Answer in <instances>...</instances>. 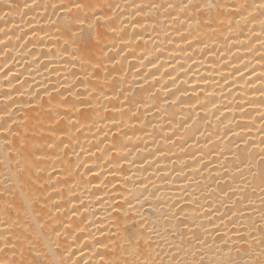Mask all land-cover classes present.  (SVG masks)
<instances>
[{
  "label": "bare ground",
  "instance_id": "6f19581e",
  "mask_svg": "<svg viewBox=\"0 0 264 264\" xmlns=\"http://www.w3.org/2000/svg\"><path fill=\"white\" fill-rule=\"evenodd\" d=\"M13 2L22 5L24 0ZM99 2L120 7L112 10L113 20L99 22L104 26L99 32L106 37L101 46L107 48L103 53L93 49L91 57L84 51H79L76 59L58 54L64 45V38L56 31L61 17L53 15L51 8L43 16L40 9L30 11L27 22L20 20L15 9L0 19V40L4 41L0 43V109L5 99L8 104L13 100L21 104L13 105L16 111L12 117V128L19 135L8 134L7 126L0 121V193L5 192L6 176L16 178V160H21L17 149L27 133V143L41 158L32 164V183L25 185L23 192L16 185L15 198L20 201L31 195L37 200L30 219L34 226L36 220L46 225L44 238L38 242L44 253L42 259L60 264L59 253L71 243V251L76 252L73 259L87 257L92 264L124 260L135 264L139 259L134 251L136 240L150 236L151 248L141 243L140 254L151 253L165 264L180 259L188 264H256L264 259V192L260 180L264 164L258 163L264 148L259 131L264 107L245 101H258L255 88L261 85L256 81L255 86H245L246 78L239 73L228 74L236 71L233 64L240 68L248 65L245 77L252 68L260 73L261 58L255 49H260L264 34L259 24L245 27L241 22L237 27L233 20V30L229 31V20L221 17L223 24L216 21L209 28L202 21L216 17L219 9L204 7L189 13L193 21H201L189 28L187 19L181 24L169 15L184 17L179 8L181 0ZM209 2L230 6L243 0H194L204 5ZM151 4L160 7H141L140 15H135V5ZM169 4L174 7L168 8ZM223 11L224 16H235L230 7ZM137 21L142 23L136 24ZM109 24L117 29L115 33L107 27ZM251 27H255V32L248 31ZM33 28L36 35H32ZM89 31L95 35L96 30L86 29L82 33L85 41L91 40ZM189 33L191 45L183 38ZM26 41L30 42L24 47ZM97 58L102 69L88 62ZM97 72L100 79L92 75ZM168 74L178 77L175 85ZM105 76L107 80L103 79ZM17 78L23 83H18ZM68 91L78 93L80 98L69 96V104L58 107L60 93L67 95ZM46 92L52 97L50 103ZM36 93L41 94L42 100L37 99ZM30 99L36 103L35 111L28 106ZM165 99L169 103L165 104ZM173 99L175 104L170 102ZM73 104L86 112L87 118L73 109ZM57 112L63 119L57 117ZM30 117H38L42 125L37 126ZM185 121L192 127L185 129ZM49 128L56 132H49ZM61 139L67 148L60 144ZM49 140L58 146L45 147ZM113 142L116 148H122L121 152L108 151ZM198 160L201 163H196ZM247 163L251 167L245 166ZM237 165L241 171H237ZM12 198L5 193L0 205ZM118 202L122 208L113 211ZM56 203L60 204L59 211ZM180 208L181 215L187 214L188 218L175 221L177 232L172 235V213ZM7 219V215H0V220ZM193 219L203 226L197 227ZM185 224L195 229L194 235ZM165 236L167 241L162 238ZM77 237L89 238L90 244L94 237L108 245L96 249L104 255V261L88 249L81 256L83 240L77 243ZM173 243L182 244L187 251L173 247ZM3 244L0 237V247ZM5 252H0V261L11 258L12 250ZM156 252L161 255L157 257Z\"/></svg>",
  "mask_w": 264,
  "mask_h": 264
},
{
  "label": "snow or ice",
  "instance_id": "6c2138e0",
  "mask_svg": "<svg viewBox=\"0 0 264 264\" xmlns=\"http://www.w3.org/2000/svg\"><path fill=\"white\" fill-rule=\"evenodd\" d=\"M105 7L108 9V11H105ZM119 5H112L111 3H108L107 5L100 3L99 0H42V2H38V0H24V3L22 5L15 4L13 0H0V13H3V15H0V19H3L4 17L8 16L13 9H15L20 17L21 21L27 22L25 20L26 17H28V14L30 11H33L35 9H40V15L43 16L47 14V11L49 8L52 9V14L56 16L61 17V22L59 26L56 28V31L61 34V36L64 38V45L63 51L61 53H58L59 55H67L71 59H76L79 51H84L89 54V57L94 55L93 49L99 50L101 53L105 51L107 48V45L101 46L102 39H105L106 37L102 36V34L99 32V29L101 27H104L100 25L101 20H113V16L111 15L112 10L119 9ZM137 11L135 12V15H140V9L143 8H157L160 7V5L151 4V5H135L134 6ZM168 8L174 7L173 5L169 4L167 5ZM204 7H207L208 9H212L213 7H216L219 9L217 16L214 18L205 19L202 21L204 25H207L209 28H211L212 24L216 21L223 24L224 19L229 20V31H232L231 23L234 20L237 27L241 25V22H243L244 26L247 27L248 25H254L256 23L260 26V32L264 34V0H243L241 3H234L232 5H213L211 2H209L207 5L204 4H198L194 3V0H181V3L179 5V8L181 11L184 12V17H178L172 13H169L170 17L174 20H179L181 24L185 22V19H187L189 28L192 27L193 23L200 24L201 21H193L192 17L189 15V13L199 12ZM230 7L232 11L235 13V16H224V8ZM6 9V10H5ZM246 13V14H245ZM66 14V15H63ZM221 17H224V19H221ZM238 17V18H236ZM32 19H35V17H32ZM53 23H56L53 21ZM142 22L137 21L136 24H141ZM136 24L133 26L135 27ZM122 26H124L122 24ZM108 28L111 29L113 33L117 31V29L112 25H107ZM93 30L95 29V35H93L92 31L88 32V36L91 38V40H94L95 43L92 44L91 40L85 41L82 33L85 32V30ZM213 31H217L216 29H212ZM0 31H3V29H0ZM245 35V39H247V34L243 33ZM249 32H255V27L248 28ZM25 35H28V33H25ZM32 35H36L35 29L33 28ZM190 33L189 35H185L183 38L186 40L189 45L193 43V41L190 39ZM59 38V37H58ZM11 37H9V40ZM124 37L121 36V40H123ZM142 39V37H141ZM30 41H26V43L23 45L24 47L27 46V43ZM0 43H4V41L0 40ZM261 47L260 49H255L256 52L259 53L261 58V68L260 73L257 74L256 69L252 68L248 74L247 77H245V69L248 68L247 64H244L243 68L236 67L235 64H233V67L236 69L235 72L229 73V76H235L236 73H239L242 78H246V85L245 86H255L256 81H260V87L255 88V92L259 94L258 101H245V103L252 104V103H259L261 107H264V41H261ZM249 50L252 51L251 44L248 45ZM5 49H7V45L5 44ZM71 49V51H70ZM185 54L187 55V51L185 50ZM114 59V58H113ZM242 59V58H241ZM90 63H92L93 67L97 69H102L103 65L101 64L100 60L97 58L96 60L89 59ZM195 63V61H193ZM155 66V64H153ZM183 68V65H181ZM188 71V70H186ZM197 72H199V69H196ZM9 72H11V69L9 68ZM7 76L8 73H5ZM92 75L96 76L97 79H100L98 72L93 73ZM155 74H153L154 76ZM169 75V79L172 80L173 85L176 84L178 77ZM255 76V79H251L250 77ZM103 79L107 80V76L103 77ZM225 81L228 80V77H224ZM18 83H23V81H20L19 78H17ZM237 84H239V80L236 81ZM63 86V85H62ZM167 88V86H165ZM58 91V90H57ZM87 91V90H86ZM103 90L101 89V95H103ZM186 94V93H182ZM22 95V94H21ZM45 95H49V103L51 102L52 97L49 93H45ZM90 95V93H89ZM150 95H154L153 93H150ZM172 95L175 97V93L173 92ZM211 95V93H209ZM74 96L75 98H80L78 93H73L71 91H68L67 95L65 93H60V104L59 106H67L69 104L68 97ZM36 97L38 100H42V96L40 93H36ZM10 98V94L9 97ZM199 99V97H197ZM83 102V101H82ZM134 103H138L136 101H133ZM171 103L175 104L176 99H173L170 101ZM4 104V107L0 109V121H3V124L7 126V133L11 134L13 136L19 135V133L12 128V124L15 123L13 117V113L16 111V109L13 107V105H16L17 107L21 106L20 103H18L16 100L12 101V104L7 103V99L2 101ZM165 104L169 103L167 99L164 101ZM28 106L32 108L34 111L36 109V103H34L31 99L28 101ZM43 107V104L40 105ZM91 106L90 103L88 105ZM215 106V104L213 105ZM192 107H195L192 105ZM73 109H76L77 111H80V108L77 107V105H72ZM67 110V109H66ZM219 110V109H218ZM57 117L59 119H63L61 114L59 112L56 113ZM80 115L82 117L87 118L88 114L86 112L80 111ZM5 117H8V119H5ZM30 119L37 121V126L42 125V121L39 120L38 117H30ZM71 119V117H69ZM189 119H192L189 117ZM219 119V117H217ZM260 121L262 122V126L259 129L260 134L262 136L261 144L264 145V113H261ZM193 123L195 121L193 120ZM27 127V124L24 125ZM154 128L155 125H152ZM192 125L188 124L187 121H185L184 128L188 129L191 128ZM79 130V129H77ZM49 132H56L55 129L49 128ZM57 135H60L61 133H56ZM109 133H105V136H108ZM168 139H171V137H168ZM22 140L24 141L19 145V148L17 149V152L21 156V160H16V171H15V179H12L11 177L6 176L5 180L8 181V183L5 184V192L0 193V197H3L5 193L13 197L11 200H6L3 205H0V215H7V220H0V225H3L4 232L0 233V237L3 238L4 244L3 247H0V252H5L6 249H11V258L8 260L0 261V264H53L52 261L44 260L42 259V256L44 253L39 250L38 248V242L41 241L44 238V229L46 225L42 223L39 220L35 221V226L33 225V221L30 219L31 213L34 211L33 205L37 202L36 199H34L31 195L26 196L24 199L18 201L15 198V191H16V185H20V190L23 192L25 185H30L32 183L31 180V174H32V164L34 163V160H39L40 153L38 151L32 150L34 146H31L27 143L29 140V137L27 133H25L22 136ZM129 140H131V137H129ZM60 144L63 145L64 148L68 147V144L64 142L63 139L60 140ZM55 145L52 140L46 141L45 147L52 148ZM123 147V146H122ZM183 147V146H182ZM122 148H116L115 142H113V148L109 149L108 151L112 152L115 151L117 153L121 152ZM11 152V149H9ZM129 155H131V151L128 152ZM13 157H9V160H11ZM126 159V157H124ZM21 161H23V166H21ZM108 163H111V161H108ZM119 163V162H117ZM196 163H201L200 160L196 161ZM242 163H244L242 161ZM258 163L264 164V148L261 149V155L260 160ZM86 166V162H85ZM245 166L251 167L249 163H247ZM207 167V165H205ZM226 167V166H225ZM237 171H241L240 165L236 166ZM91 171V169H89ZM27 173V178L25 177V174ZM252 176L255 178L256 173L253 172ZM50 178V177H49ZM40 179L39 174L37 173L35 180L38 181ZM261 180V192H264V174L260 177ZM23 181V183H21ZM9 184L12 186L10 187ZM147 188V185L144 186ZM49 199H52V197H48ZM159 198V197H157ZM127 198L125 197V200ZM262 203H264V197L261 199ZM122 204L119 202L116 204V206L113 208V211L116 210V208H122ZM128 206L132 207L131 202H128ZM227 206V205H226ZM56 211L60 210V204L56 203L55 205ZM174 207H179L178 205H174ZM183 212V209L180 208L178 211H174L172 213L173 223L171 227V234L176 235L177 232V225L175 224L176 220L183 221L187 219V214L181 215ZM73 215H75V210H73ZM203 215V214H201ZM235 215V213H233ZM208 219L211 221L212 216L209 215ZM193 224H195L197 227H202V224H199L195 219L192 221ZM213 226L217 228L219 231V226L216 225L213 222ZM235 226V224H234ZM67 227V225H65ZM185 228L188 229L190 233L193 235L195 234V229L188 224L184 225ZM261 227L264 228V214H262V222ZM13 229H18L19 231H14ZM154 231V229L152 230ZM167 231V229H165ZM56 235L59 236L60 232L57 230ZM156 235L160 236V232H156ZM181 236L183 237L184 234L181 232ZM167 241V237H162ZM185 239H191V237H184ZM50 239V237H49ZM94 240V243H89V238L87 237H77L76 242L79 243L81 240H83V243L80 244V255L84 256V250L88 249L89 252L94 253L95 255L100 256L101 260L104 261V255L96 249L98 248H108V245L102 244L99 240H95V238H92ZM141 243H143L144 247L151 248V245L153 243L151 237H141L136 240L135 242V249L134 251L137 252V256L139 259L135 261V264H165V261L163 259H156L155 257H152L151 253H147L145 255H141L142 252L141 249ZM157 246H159V241L155 242ZM203 243V241H201ZM173 247L177 249H183L184 251H187L186 248L182 244H175L173 243ZM72 244H68L67 248L64 250L63 253H59L61 255L60 264H92V261L90 258L85 257L83 260L80 258L73 259V257H76V252L71 251ZM153 252H155V249H152ZM27 253V255H25ZM7 254V252H5ZM169 255L175 256L177 253H168ZM155 255L159 257L161 255L160 252H156ZM261 255H264V248L261 249ZM18 257V258H17ZM105 264H129L127 260L124 261H105ZM167 264H188L187 261H184L183 259L180 260H169ZM256 264H264V259H261L260 261L256 262Z\"/></svg>",
  "mask_w": 264,
  "mask_h": 264
}]
</instances>
